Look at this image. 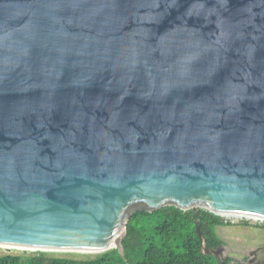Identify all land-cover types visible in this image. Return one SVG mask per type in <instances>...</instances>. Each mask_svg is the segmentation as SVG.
<instances>
[{
	"label": "water",
	"instance_id": "water-1",
	"mask_svg": "<svg viewBox=\"0 0 264 264\" xmlns=\"http://www.w3.org/2000/svg\"><path fill=\"white\" fill-rule=\"evenodd\" d=\"M164 206L264 219V0H0V244Z\"/></svg>",
	"mask_w": 264,
	"mask_h": 264
},
{
	"label": "trees",
	"instance_id": "trees-1",
	"mask_svg": "<svg viewBox=\"0 0 264 264\" xmlns=\"http://www.w3.org/2000/svg\"><path fill=\"white\" fill-rule=\"evenodd\" d=\"M227 223L207 210L197 209L194 213L164 206L131 215L122 253L113 248L93 257L76 258L37 251L27 255H0V264H231L229 257L220 261L209 253L218 252L224 245L215 228Z\"/></svg>",
	"mask_w": 264,
	"mask_h": 264
},
{
	"label": "rangeland",
	"instance_id": "rangeland-1",
	"mask_svg": "<svg viewBox=\"0 0 264 264\" xmlns=\"http://www.w3.org/2000/svg\"><path fill=\"white\" fill-rule=\"evenodd\" d=\"M221 218L225 223H228L224 226H217L215 231L217 235L224 241L223 246L226 248L224 257H229L232 260L231 264H247V262H249L248 260L252 259V253L254 251L259 250V248H264V221H257L244 217ZM34 252L37 251L0 248V255H27ZM44 252L51 256L76 258L93 257L96 254L83 252Z\"/></svg>",
	"mask_w": 264,
	"mask_h": 264
},
{
	"label": "bare ground",
	"instance_id": "bare-ground-1",
	"mask_svg": "<svg viewBox=\"0 0 264 264\" xmlns=\"http://www.w3.org/2000/svg\"><path fill=\"white\" fill-rule=\"evenodd\" d=\"M221 217H234V218H239L242 217V215H236V214H223V216ZM244 218L247 219H253V220H257V221H264V219L255 217V216H251V215H246L243 216ZM0 248H5V249H16V250H35V249H31V248H25V247H21V246H9V245H5V244H0ZM45 251H52V252H83V253H92V252H88V251H68V250H45Z\"/></svg>",
	"mask_w": 264,
	"mask_h": 264
},
{
	"label": "flooded vegetation",
	"instance_id": "flooded-vegetation-1",
	"mask_svg": "<svg viewBox=\"0 0 264 264\" xmlns=\"http://www.w3.org/2000/svg\"><path fill=\"white\" fill-rule=\"evenodd\" d=\"M219 252L221 253V256L222 258L224 257V252H226V248L224 246H222L220 249H219ZM249 253V252H248ZM248 255V254H247ZM247 259H248V256H247ZM249 261V260H248ZM239 263V262H238ZM242 264V263H241Z\"/></svg>",
	"mask_w": 264,
	"mask_h": 264
},
{
	"label": "built area",
	"instance_id": "built-area-1",
	"mask_svg": "<svg viewBox=\"0 0 264 264\" xmlns=\"http://www.w3.org/2000/svg\"><path fill=\"white\" fill-rule=\"evenodd\" d=\"M240 218V217H239Z\"/></svg>",
	"mask_w": 264,
	"mask_h": 264
}]
</instances>
